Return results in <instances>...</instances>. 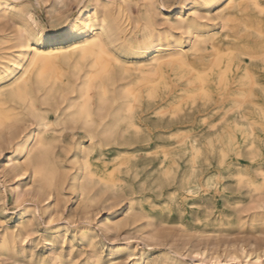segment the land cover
I'll list each match as a JSON object with an SVG mask.
<instances>
[{"label": "bare ground", "instance_id": "6f19581e", "mask_svg": "<svg viewBox=\"0 0 264 264\" xmlns=\"http://www.w3.org/2000/svg\"><path fill=\"white\" fill-rule=\"evenodd\" d=\"M171 1L136 0L135 14L129 0H96L93 12L51 31L13 0H0L1 18L16 13L28 19L16 35L0 33V140L16 142L19 156L11 168L28 171V193L49 199L66 178L91 204L110 192L126 197L129 209L141 198L122 190L130 171L151 165L167 176L182 157L190 169L214 155L223 162L241 137L247 151L258 149L264 134V5L181 0L170 18L162 10ZM250 9L263 19L251 18ZM215 25L226 31L223 39H216ZM30 123L35 127L20 138ZM66 131L80 134L66 142ZM85 138L84 147L79 140ZM108 147L121 155L101 170L90 155L102 156ZM62 153H70L69 172ZM235 175L249 183L244 173ZM189 183L200 182L194 177ZM253 189L264 192V182ZM28 234L21 221L3 228L0 257L15 262ZM243 256L247 264L260 263L258 254Z\"/></svg>", "mask_w": 264, "mask_h": 264}, {"label": "rangeland", "instance_id": "374dc122", "mask_svg": "<svg viewBox=\"0 0 264 264\" xmlns=\"http://www.w3.org/2000/svg\"><path fill=\"white\" fill-rule=\"evenodd\" d=\"M135 1L129 0L137 14ZM180 1L164 3L162 12L173 18ZM95 2L13 0L51 31L93 12ZM259 2L264 5V0ZM198 10L202 12L201 7ZM183 13L192 14L190 10ZM249 15L263 19L255 9H250ZM24 21L28 19L8 13L6 18L0 17V33L16 35ZM216 28V39H223L226 31ZM34 127V123L28 124L20 138ZM79 134L71 137L66 131L63 138L70 142ZM79 141L84 147L89 145L87 138ZM15 143L0 140V231L21 221L28 224L29 234L18 248L16 261L1 256L2 264H55L57 260L62 264H247L245 252L251 258L260 255L259 264H264V192L253 189L264 182V134L256 151H247L241 137L223 162L214 155L190 169L188 159L182 157L171 165L167 176L151 165L130 171L122 190L127 194L137 192L141 198L129 209L126 197L110 192L91 204L70 189L66 178L49 199L28 193V171L13 172L11 168L19 156ZM115 150L108 147L102 156L91 153L92 162L101 170L111 166L117 162L116 155H121ZM61 155L66 172L71 171L70 153ZM139 155L144 160L145 153ZM237 172L244 173L250 184L238 182ZM194 177L199 185H185L187 178ZM185 186L191 192L185 191ZM93 192L100 194L98 187ZM202 252L206 259H202ZM216 253L219 257L214 263L210 256Z\"/></svg>", "mask_w": 264, "mask_h": 264}]
</instances>
